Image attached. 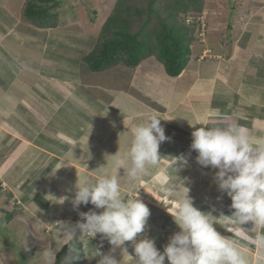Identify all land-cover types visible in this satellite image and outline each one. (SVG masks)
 Returning <instances> with one entry per match:
<instances>
[{
  "label": "crops",
  "instance_id": "crops-1",
  "mask_svg": "<svg viewBox=\"0 0 264 264\" xmlns=\"http://www.w3.org/2000/svg\"><path fill=\"white\" fill-rule=\"evenodd\" d=\"M26 1L0 0V210L10 212L16 202L22 206L20 217L14 218L26 229L7 238L25 240L30 250L42 252L35 258L19 244L16 249L24 258H35H25L26 262L44 264L45 249L56 257L68 243L61 239V225L74 228L83 222L80 213L103 211L91 204L73 207L78 177L98 178L95 171L106 166L105 157L118 151L126 160L128 137L120 135L146 115H158L170 137L160 145V155L186 154L196 128L209 121L224 127L214 120L219 116L228 118L227 126L241 125L253 137H264V0H254L244 20L241 12L233 19L245 31L235 30L230 43L228 36L216 32L207 43L195 44L188 66L177 78L169 77L155 58L137 68L121 64L93 73L72 51L65 53L61 45L52 48L49 31L23 22ZM112 163L108 161L109 168L116 174ZM118 174L123 177V165ZM142 177L129 182L125 175L123 187H134ZM62 197L68 199L59 204L56 200ZM169 214L154 216L159 226L169 225L168 231L162 233L158 227L146 236L157 235L155 246L161 253L180 231ZM263 228L256 235L264 233ZM3 229L11 233L9 226ZM83 245V264H98L109 254L131 264L108 240L97 243L95 237ZM255 245L256 252H246L249 264H264V247ZM16 249L0 248V262L13 264ZM94 250L101 255L95 257Z\"/></svg>",
  "mask_w": 264,
  "mask_h": 264
},
{
  "label": "clouds",
  "instance_id": "clouds-1",
  "mask_svg": "<svg viewBox=\"0 0 264 264\" xmlns=\"http://www.w3.org/2000/svg\"><path fill=\"white\" fill-rule=\"evenodd\" d=\"M128 129L120 135L128 137L126 160L121 159L118 151L114 156L105 157L106 166L95 171L99 172L98 178L78 177L75 196L71 200L73 207L78 209L81 205L91 204L103 211L80 213L83 222H78L74 228L61 225V239L69 243L60 264H74L80 258L76 242L81 238H87L89 242L97 234L115 248H121L123 259L129 257L132 264H165L166 259L168 264H249L243 246L231 236L222 235L214 225L227 221L239 226L240 230H243L241 225L248 222L254 226L264 225V137H253L248 128L236 124L203 126L191 133L190 147L198 154L196 162L203 168L216 170L214 180L218 190L231 199L233 211L230 216L202 212L189 198V189L183 186L186 195L178 200L175 214H169L180 231L170 237L161 253L153 239L144 237L137 241L138 235L145 232L151 213L138 195L129 198L124 194L122 179L126 175L129 182H136L145 175L148 167L161 159L159 147L170 137L165 135L161 119L154 113ZM109 160L113 162L116 174L110 170ZM172 160L181 168L188 164L184 157ZM121 165L124 167L123 177L118 174ZM174 171L177 173L175 167ZM67 199L62 197L56 201L63 204ZM76 229L80 231L79 237ZM250 239L264 247V233ZM125 242H134L135 260L123 247ZM94 252L95 257L101 255L96 250ZM44 256L47 264H55L50 251ZM98 264H118V261L109 254L99 259Z\"/></svg>",
  "mask_w": 264,
  "mask_h": 264
},
{
  "label": "rangeland",
  "instance_id": "rangeland-1",
  "mask_svg": "<svg viewBox=\"0 0 264 264\" xmlns=\"http://www.w3.org/2000/svg\"><path fill=\"white\" fill-rule=\"evenodd\" d=\"M117 1L118 0H61V5L53 11L59 15V27L56 29L47 30L49 31L48 33L50 35V43H52L50 46L52 48H57L59 45H61L60 49H63L65 53L72 51V53L77 56V59L83 61V58L88 53H90L97 44L101 29L108 16L113 12ZM202 1L203 14L201 17L197 18L201 19L200 25L202 26V30L199 31L196 27V36L198 38V42L195 44L207 43L209 39L208 37L211 35L210 33L216 32V36H228L226 41H229L230 43L232 41V36H234L233 32L235 30V33H243V31H245V28L243 27L240 29V26L237 25L233 19L239 18L240 15L238 13L241 12L243 15L241 16V19L244 20L245 17H247L244 15L251 12L250 10L253 7L254 0ZM130 2L135 3L140 8H145L147 6L148 0H130ZM191 15L193 14H183L180 18L184 19ZM143 19L144 18H142L140 24H142ZM241 19H239V21H241ZM156 23V19H154L152 25ZM238 29L240 30L238 31ZM56 42L58 43L56 44ZM66 46L69 47L67 48ZM214 120L220 121L224 127H227L226 121H228V118L225 116H219L218 119ZM210 123L211 122L209 121L207 126L206 123H204L202 127H215ZM257 129L260 130L262 128ZM197 155L198 154L191 149L183 155H160L161 159L158 161V163L154 165L153 168L148 167L145 177H142L138 184L132 187L133 189L129 187H123L125 191L124 194L127 197L132 198L138 195V198L142 200L150 209L151 215L148 219L146 230L144 233L138 235L137 241L146 237L148 233L154 231L155 229H160L162 233L168 231L169 225L162 226V224L159 226L156 222V217L154 216H160V214L165 215L167 212L173 215L175 214L178 200L186 195V189H184L183 186L189 189V198L193 199L195 207H197L202 212H212V214L215 216H219L221 214L230 216L232 214L233 210L230 208L231 199L227 197L226 194H221L219 192L217 184L214 180L216 170L201 167L196 162ZM177 157H184L187 159V166L181 168L179 163L174 165L175 161L172 160V158ZM174 167L177 169V173H175ZM206 200V204L203 206V208H201V205H203ZM12 207L13 210H10V212L8 210H0V248H6L7 251H14L13 249H16V247L20 244L21 248L32 251V256H35V258H41L42 252L37 250V248H34L33 250L37 251V254L35 255L34 251L29 249V242L23 240L18 243V240L13 239L12 241V239L7 238H13L12 235H19V233L21 235L23 230L26 229V225L22 223L21 220H16L14 218V214H16L15 216L17 217H20L19 215L22 212V206L16 202L14 205H12ZM5 225L9 226L11 233L9 231L8 233L4 231L3 227ZM158 227L159 229H157ZM214 227H216L217 231L222 235L229 237L231 236L233 239H236L243 246V250L245 252H251V250L256 252V247L258 246H256L250 238H254L256 236V232L258 230H262L261 228H263L264 225L254 226L252 222H248L244 225H241L243 230H240L239 226L237 225H232L227 221H220L214 225ZM177 228L179 229L178 226ZM229 229L235 230L229 231ZM178 231L176 230L175 232ZM250 234H253V236L250 237ZM149 238L151 239L153 237ZM156 238L157 235L153 240H156ZM81 239H83V244L84 241L88 242L87 238ZM93 239L95 238L90 240ZM96 240L97 243L102 244L107 242V239H102L101 234H97ZM36 241H34V243H36ZM11 244H13L15 248H13ZM40 245L42 246V244ZM129 245L131 249L128 248ZM123 247L127 248V252L130 256H132V258L135 257L134 242H125ZM47 250H44L43 255ZM4 251L5 249L3 252ZM15 253L17 254L18 258L14 256V261H12L13 264H31L26 262L25 258H27V261L28 259L35 260V258H31L29 255L24 258V253L19 249H16ZM119 258L120 256L116 257V260L121 263L124 262V260ZM125 258H127V256H125L124 259ZM43 260L44 264H47L45 256H43ZM54 260L56 262V257H54ZM0 264H4V262H0ZM5 264H11V262L8 263L5 261Z\"/></svg>",
  "mask_w": 264,
  "mask_h": 264
},
{
  "label": "trees",
  "instance_id": "trees-1",
  "mask_svg": "<svg viewBox=\"0 0 264 264\" xmlns=\"http://www.w3.org/2000/svg\"><path fill=\"white\" fill-rule=\"evenodd\" d=\"M202 3V0H148L147 6L140 8L130 0H118L97 44L83 61L93 73H102L121 64L137 68L147 59L155 58L169 77L177 78L188 66L192 46L198 42L196 27L202 29L196 20L203 14ZM60 5L61 0H27L22 10L23 22L38 29H56L60 21L53 11ZM191 13L195 19L191 25L187 24V17L180 18ZM154 19L157 23L152 25ZM68 243L56 255L55 264H60L67 253ZM76 246L80 258L74 264H83L86 260L83 239Z\"/></svg>",
  "mask_w": 264,
  "mask_h": 264
},
{
  "label": "built area",
  "instance_id": "built-area-1",
  "mask_svg": "<svg viewBox=\"0 0 264 264\" xmlns=\"http://www.w3.org/2000/svg\"><path fill=\"white\" fill-rule=\"evenodd\" d=\"M186 21H187V24L191 25L192 23L195 22V19L193 17L189 16L186 18ZM197 22H200V24H201V19H197ZM203 28H205V27H203ZM201 29H202V26H201Z\"/></svg>",
  "mask_w": 264,
  "mask_h": 264
}]
</instances>
